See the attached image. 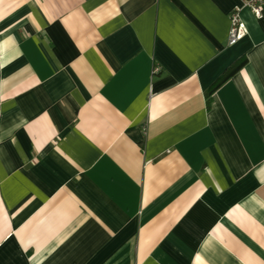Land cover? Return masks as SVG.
<instances>
[{"label": "crops", "instance_id": "obj_1", "mask_svg": "<svg viewBox=\"0 0 264 264\" xmlns=\"http://www.w3.org/2000/svg\"><path fill=\"white\" fill-rule=\"evenodd\" d=\"M241 5L0 0V264H264V6L229 45Z\"/></svg>", "mask_w": 264, "mask_h": 264}, {"label": "built area", "instance_id": "obj_2", "mask_svg": "<svg viewBox=\"0 0 264 264\" xmlns=\"http://www.w3.org/2000/svg\"><path fill=\"white\" fill-rule=\"evenodd\" d=\"M241 7L236 6L230 15V26L228 30L227 43L235 44L244 35L245 30L240 17V9L248 7L255 15H260V10L264 6V0H241Z\"/></svg>", "mask_w": 264, "mask_h": 264}, {"label": "trees", "instance_id": "obj_3", "mask_svg": "<svg viewBox=\"0 0 264 264\" xmlns=\"http://www.w3.org/2000/svg\"><path fill=\"white\" fill-rule=\"evenodd\" d=\"M236 70V67L234 66H230L227 70H225V72L223 73V75L218 79V81L212 86V90L214 88H216V86L218 84H220L223 80H225L226 78H228L231 74H233V72Z\"/></svg>", "mask_w": 264, "mask_h": 264}]
</instances>
